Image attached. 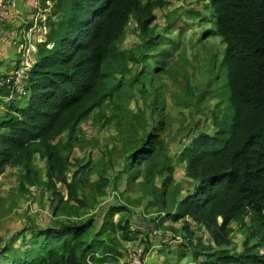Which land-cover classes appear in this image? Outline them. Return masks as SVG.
<instances>
[{"label": "trees", "instance_id": "trees-1", "mask_svg": "<svg viewBox=\"0 0 264 264\" xmlns=\"http://www.w3.org/2000/svg\"><path fill=\"white\" fill-rule=\"evenodd\" d=\"M202 1L213 11L206 22L215 19L214 28L204 34L220 37L225 44L221 65L217 68L215 63L213 70L218 72L216 82L224 74L226 86L216 95L218 103L210 111L215 132L190 138L174 157L165 151L160 130L148 132L145 114L130 109L139 87L141 94L150 90L157 94L151 119L160 112L158 81L167 72L163 61L169 53L160 50L166 38L156 33L155 13L169 0H37V8L27 13L30 20L20 17L17 41L21 47L35 25L47 33L37 46L27 96L5 104L7 112L0 117V176L6 167H12L22 171L23 189L25 183L42 186L41 172L34 165L38 157L46 162L47 186L55 191V215H77L78 210L89 207V198L103 197L111 184L103 177L91 182L90 172H85L89 164L73 157L82 146L83 124L92 121L99 128H126L123 146L130 150L113 190L124 179L129 188L142 179L138 186L154 198L159 217L152 226H136L133 231L129 220L124 224L115 220L128 209L114 205L101 213L100 227L90 218L78 224L32 229L28 237L23 230L0 249V264H119L124 262V242L117 232L123 241L134 243L140 240L143 228L154 236L166 232L174 241L181 236L176 247L181 252L176 253L186 256L182 249L190 250V264H264V0ZM199 13L188 14L196 19ZM132 21L141 43L125 50L123 43ZM0 26V31L12 32L6 21ZM171 27L166 28V35ZM16 64L14 70L20 63ZM171 71L174 76L176 72ZM184 83L190 93L188 79ZM211 87L208 84L201 99L213 95ZM8 94L6 87H0V95ZM160 117L163 127L165 120ZM175 160L178 166H185L194 187L186 196L178 198L173 193L167 199ZM73 168L70 181L68 173ZM162 178L159 187L156 182ZM57 183L67 187V200L56 191ZM234 225L245 235L240 251L233 242ZM204 231L210 237L206 243ZM20 239L23 247L14 248ZM142 244L145 257L152 242L145 238ZM163 247L162 253L169 249L165 255L175 257L174 246Z\"/></svg>", "mask_w": 264, "mask_h": 264}, {"label": "rangeland", "instance_id": "rangeland-1", "mask_svg": "<svg viewBox=\"0 0 264 264\" xmlns=\"http://www.w3.org/2000/svg\"><path fill=\"white\" fill-rule=\"evenodd\" d=\"M13 1L12 5H8L13 7L7 10L8 14L6 15L8 18L7 24L12 25L9 27L12 32L0 31L1 77L9 76L14 72L17 62L21 66L23 61L31 57H26L23 47L17 41V37L21 34L17 31L21 30L18 29L20 25H17V23H19L20 17L30 20L31 16L27 13L34 8L35 1H33V4L32 0ZM27 2H29V5L21 10ZM190 11L200 12L199 16L196 19L192 18L188 14ZM155 14L157 16L155 22L156 33L158 36L166 38L165 45L160 50L165 49L169 53V57L163 61L167 72H169L168 74H166L167 72L163 74L158 81L162 102L160 103L161 109L159 114L157 112L155 120H152V103L157 94L152 90L146 95L141 94L139 87L135 90V98L131 101L130 109L134 113L143 112L145 114L148 132L153 128L160 130L159 138L164 141L165 151L170 157H174L178 156L183 148L189 144L190 138H194L200 133L211 135L215 132L210 111L218 103L216 95L221 94L223 87L226 86V81L224 74H222V80L216 82L215 79L218 72L214 71L213 68L215 63L217 68L221 65L225 44L220 37L208 38L204 34L207 30L214 28L213 23L215 21L214 19L212 23L206 22V19L208 21L211 19L213 11L205 1L169 0L166 7L157 10ZM169 24H172V27L166 35V28ZM135 27L136 25L132 21L123 43L125 50L141 43ZM42 32L44 34L37 35L36 39H33V37L37 32H31L29 35L31 40L26 41V43L36 46V48H33L34 54L37 52L38 44L44 41L47 30ZM173 44H176L177 47H174ZM158 52L154 53V55H157ZM171 70L176 72L174 76ZM184 78L189 81L191 86L190 93L186 91L183 85L185 84ZM210 83L212 84L211 93L213 95L208 94L201 99V93ZM187 94L189 97H187ZM9 102L5 98L2 101L0 100V117L7 112L5 104ZM222 111H225V107H223ZM160 114L165 120L163 127L160 126ZM82 128V146L75 149L73 157L81 160L83 165L89 164V168L85 172H90L89 178L91 182H96L101 177L111 182L106 189V194L103 197L97 195L94 199L92 197L89 198V207L81 208L77 211V215H55L53 203L56 199H54L55 191L47 186L45 161L40 160L38 157L34 161V165L41 172L43 185L31 186L25 183V189L21 185L22 171L6 167L4 173L0 176V249L9 244L10 240L23 230L26 232L25 236L28 237L32 229L53 228L61 224H78L90 218H94L93 222H96L97 226L100 227L103 220L101 213L114 205L124 206L128 209V211L116 215L115 220L117 223L122 221L123 224L125 220H129L132 222L131 226L133 227L131 229L133 231H137L136 226H152L153 221L159 217L158 209H154L156 208L154 207V198L146 193L143 194L141 187L138 186L142 179H139L136 185L130 188L128 187V182L124 179L119 184V189L113 190L114 179L124 170L125 158L130 150V147L123 146V141L127 136L126 128H117L115 126L99 128L92 121L83 124ZM66 138L67 135L62 137L63 140H66ZM174 164L176 165V171L167 199L173 193H176L178 198L186 196L193 191L194 187L192 180L186 174L185 166H178L176 160ZM143 169L144 166L140 168V171L143 172ZM75 170L73 168L68 173L70 181ZM162 181L163 178L158 179L156 182L157 186L160 187ZM56 187V191L64 196V200H67V187L60 183H57ZM78 193L82 198V189ZM91 193L93 194V192ZM72 204L78 206L77 204ZM166 225H169V223H166ZM158 233L154 236L150 230L143 228L140 240L129 243L122 240V234L118 231L116 236L121 242H124L122 254L123 258L125 257L123 259L124 262L121 261L119 264H133L132 255L135 252L134 249L137 247L138 250H144L142 242L145 238L150 239L152 248L147 256L143 257L142 253V264L192 263V257L187 255L190 250L184 251L182 249L186 256L177 255L176 253V250L181 252V248H176L182 242L181 236L179 237V242L174 241L172 235H168L166 232L161 231ZM161 233L162 235H160ZM202 234L204 243L208 242L210 239L208 233L204 231ZM244 241V233L234 225L233 242L238 247V251L243 248ZM23 242L22 239L18 240L14 244V248H22ZM163 245L174 246L175 248L172 249V252H175V257L165 255L169 252V249L162 253ZM213 248L215 247L213 246ZM107 264L110 263L108 262Z\"/></svg>", "mask_w": 264, "mask_h": 264}, {"label": "built area", "instance_id": "built-area-1", "mask_svg": "<svg viewBox=\"0 0 264 264\" xmlns=\"http://www.w3.org/2000/svg\"><path fill=\"white\" fill-rule=\"evenodd\" d=\"M14 3L13 0H0V23L2 21H8L7 18V10L12 8L13 6H8V5H12ZM37 0L35 1V5L37 4ZM34 8H37L34 6ZM37 32L33 39H36L37 35H41L42 31H46L45 28H41L40 26H34L29 30V35L31 34V32ZM27 36V41H30L31 38L30 36ZM23 47V51L26 53V57L27 56H31L29 57V59H26L25 61H23V63H21V66L19 64L20 67H18L17 69L14 70V72L12 74H10L9 76H7L6 78H4L2 80V82L0 83V87H6L7 91H8V95H0V100L2 101L4 98L8 101L11 102V100H14L16 97H25L27 96V81L29 78V73L34 65V53L35 51L33 50V48H36V46L30 45L29 43H26V45L22 46ZM142 253L143 250L142 249H137L133 256V260L132 263L133 264H142L143 263V259H142Z\"/></svg>", "mask_w": 264, "mask_h": 264}, {"label": "crops", "instance_id": "crops-1", "mask_svg": "<svg viewBox=\"0 0 264 264\" xmlns=\"http://www.w3.org/2000/svg\"><path fill=\"white\" fill-rule=\"evenodd\" d=\"M28 5H29V2L26 3L25 7L21 8V5H20L21 10H23V8L25 9ZM24 11H26V10H24ZM21 21H23V20L20 19V21H19V23H17V25H19L21 23ZM1 31H3V29H1ZM124 259H125V257H124Z\"/></svg>", "mask_w": 264, "mask_h": 264}, {"label": "clouds", "instance_id": "clouds-1", "mask_svg": "<svg viewBox=\"0 0 264 264\" xmlns=\"http://www.w3.org/2000/svg\"><path fill=\"white\" fill-rule=\"evenodd\" d=\"M33 68V67H32Z\"/></svg>", "mask_w": 264, "mask_h": 264}]
</instances>
